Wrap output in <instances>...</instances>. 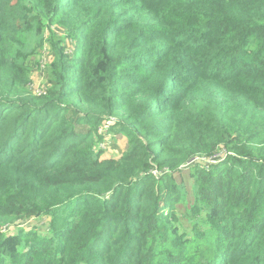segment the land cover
<instances>
[{"label":"trees","instance_id":"1","mask_svg":"<svg viewBox=\"0 0 264 264\" xmlns=\"http://www.w3.org/2000/svg\"><path fill=\"white\" fill-rule=\"evenodd\" d=\"M0 264H264V0H0Z\"/></svg>","mask_w":264,"mask_h":264},{"label":"rangeland","instance_id":"2","mask_svg":"<svg viewBox=\"0 0 264 264\" xmlns=\"http://www.w3.org/2000/svg\"><path fill=\"white\" fill-rule=\"evenodd\" d=\"M53 28L56 31L59 30L56 27H53ZM45 45L47 47V56H48L47 60L49 62L53 52H52V49L48 43H45ZM71 45H72L71 42L66 43L67 52H71V49H72ZM45 84L48 87L47 81H46L43 73H40L37 71L31 72L29 82L27 84V89H28V91H30V90L33 91V87H35V86L40 87V86L45 85ZM31 91H30V93H32ZM103 136H104L103 141L99 145L103 150V156L118 157L122 153V151L126 148V140L123 139L122 137L117 138V137L111 136V134L107 135L105 133ZM48 221H49V216H47V215L41 216V217H31L30 219H27L24 221H16L13 224L9 225L7 228L5 227L4 229L8 230V229L12 228V230H16V228L18 229L19 226H22L26 230L30 229L32 227H35V228H37V230H40V231L44 230L45 231L47 228V222Z\"/></svg>","mask_w":264,"mask_h":264},{"label":"built area","instance_id":"3","mask_svg":"<svg viewBox=\"0 0 264 264\" xmlns=\"http://www.w3.org/2000/svg\"><path fill=\"white\" fill-rule=\"evenodd\" d=\"M47 47L46 45H44V47L39 51V56H38V66L36 68H34L32 70V72H40L42 73V69L45 67V65H47L49 62L47 60ZM33 87V86H32ZM47 89V85H42L40 87H33V91H31L34 95H41L44 94L46 92ZM108 127V124H106L104 127H102L99 131L102 132L103 134L105 133L106 128ZM106 134V133H105ZM108 135V134H107ZM223 151H219L217 152L214 156L204 159L205 161H210V162H214L216 160V158H219L222 155Z\"/></svg>","mask_w":264,"mask_h":264},{"label":"crops","instance_id":"4","mask_svg":"<svg viewBox=\"0 0 264 264\" xmlns=\"http://www.w3.org/2000/svg\"><path fill=\"white\" fill-rule=\"evenodd\" d=\"M53 59V54H52V56H51V58H50V61Z\"/></svg>","mask_w":264,"mask_h":264}]
</instances>
